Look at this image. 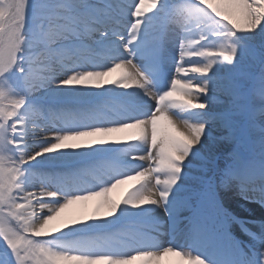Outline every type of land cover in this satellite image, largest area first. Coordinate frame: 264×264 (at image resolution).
I'll return each instance as SVG.
<instances>
[{
	"label": "snow or ice",
	"instance_id": "snow-or-ice-1",
	"mask_svg": "<svg viewBox=\"0 0 264 264\" xmlns=\"http://www.w3.org/2000/svg\"><path fill=\"white\" fill-rule=\"evenodd\" d=\"M233 187L264 206V0H0V264H264Z\"/></svg>",
	"mask_w": 264,
	"mask_h": 264
},
{
	"label": "bare ground",
	"instance_id": "bare-ground-1",
	"mask_svg": "<svg viewBox=\"0 0 264 264\" xmlns=\"http://www.w3.org/2000/svg\"><path fill=\"white\" fill-rule=\"evenodd\" d=\"M123 71V69H117L115 72L111 73L110 76L107 77V79H115ZM254 104L259 107L261 106V102L258 95L255 98ZM257 120L259 122V118H257ZM124 135L125 134L123 133L114 134V138L122 139L124 138ZM198 166H200L199 163L194 166V169ZM143 179L144 178L142 177H138L126 180L124 183L118 185L115 189H113L109 195L112 197V199L119 201L127 194L130 189L137 186ZM235 188L236 187H233L231 189H225L222 190V192L220 193L223 206L227 207L229 210L225 207L224 208L238 219L256 221V224H250L248 225V227H250L253 232L258 233L260 231L258 224L260 221L264 220V213L258 210L254 205L248 203V201H242V196L238 192H236ZM101 200L102 197H93L89 200L74 201L72 204H69L67 206L69 207L67 208V212L62 209L60 213L55 217V219L50 222V224H57L58 219L62 217L67 219L70 215L81 219H84L87 216H103L107 209L100 206ZM156 214L162 220L167 221V216L162 209L158 210ZM181 227H183V225H181ZM165 233L166 234L163 237L166 238L162 241H166L171 238V235L168 234V229L165 230ZM232 233L238 239L244 240L246 242L249 239V237L243 231H241L240 225L237 223L232 224ZM133 264H139V262H133ZM162 264H180V261L178 257L169 256L164 258ZM183 264H186V262H183Z\"/></svg>",
	"mask_w": 264,
	"mask_h": 264
},
{
	"label": "rangeland",
	"instance_id": "rangeland-1",
	"mask_svg": "<svg viewBox=\"0 0 264 264\" xmlns=\"http://www.w3.org/2000/svg\"><path fill=\"white\" fill-rule=\"evenodd\" d=\"M254 105L257 109H259V106H257L256 104H254ZM257 118H259V114H257ZM253 132H255L257 136H259V131H257V132L253 131ZM230 145H231V141H225L222 145H218V147H220L222 150V149H227ZM67 208H69V207L64 208V210L66 212H67ZM80 219L81 218L70 215L69 218L65 219L64 217H62V218L57 220V224H51V225L58 226L62 222H71L72 220H80Z\"/></svg>",
	"mask_w": 264,
	"mask_h": 264
}]
</instances>
